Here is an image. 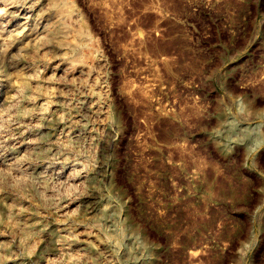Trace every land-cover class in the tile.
I'll return each instance as SVG.
<instances>
[{
	"label": "rangeland",
	"instance_id": "rangeland-1",
	"mask_svg": "<svg viewBox=\"0 0 264 264\" xmlns=\"http://www.w3.org/2000/svg\"><path fill=\"white\" fill-rule=\"evenodd\" d=\"M8 12L0 108L27 86L0 120V264H264V0Z\"/></svg>",
	"mask_w": 264,
	"mask_h": 264
},
{
	"label": "bare ground",
	"instance_id": "bare-ground-1",
	"mask_svg": "<svg viewBox=\"0 0 264 264\" xmlns=\"http://www.w3.org/2000/svg\"><path fill=\"white\" fill-rule=\"evenodd\" d=\"M6 1H7L5 3L6 4V8L4 10H3V7L0 8V34L6 33V30H5L6 27L4 25L5 24L4 21H7L5 19H6V15L9 14L8 11L10 10V8H16L17 15H16L14 20H16L15 21L16 24L19 25L20 23H25V21L27 19H29L28 17L31 15L33 7H34V4H35V0H6ZM50 1H51V3H53L54 0H50ZM9 22H11V21H9ZM20 34H21L20 36H21V39H22L21 42L23 43L26 51H28V50H30V52L34 51V50L37 51L40 48V46L42 45V41H43L44 36L40 35L41 33L40 34H34V33H30V31L24 30ZM11 36H12V38L9 39V40H10V42H14V38L18 37L19 35L13 34ZM32 71L37 72L38 69H33ZM26 86H27V84L25 82L24 77L23 78L21 77L17 81L15 80L11 84L10 88H11L12 92L10 93L9 98H8L7 102L4 104V106H2L0 108V120L7 114L9 109L13 106L14 101L19 96H22V94H24ZM95 100L96 99L94 97V98H92V100L87 102V107L89 108V110H91L94 113L99 110L98 102H95ZM33 101L38 104V107L40 108L41 111H44V110L46 111L47 108L49 107V102L45 98L44 99H39L37 101L36 100H33ZM0 158H1V156H0ZM0 160L5 165H9L10 164V163H7L5 161V159H0ZM22 227H26V225H23ZM24 234L27 235L28 234V230H25ZM70 237L71 236H70L69 231H67L65 229H60L59 230V238H58V241H57L58 245L62 246L63 244H65L70 239Z\"/></svg>",
	"mask_w": 264,
	"mask_h": 264
}]
</instances>
